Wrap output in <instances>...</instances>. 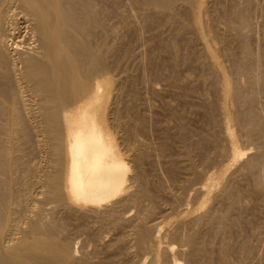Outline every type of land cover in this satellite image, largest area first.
<instances>
[{
    "label": "rangeland",
    "instance_id": "374dc122",
    "mask_svg": "<svg viewBox=\"0 0 264 264\" xmlns=\"http://www.w3.org/2000/svg\"><path fill=\"white\" fill-rule=\"evenodd\" d=\"M103 1H104V3H102ZM113 1L112 0H110V1L109 0H102V1L95 0V2H94L92 0L90 2V5H89V3L87 4L90 6V10L92 12L94 10H96V11L98 10V12H99L102 10V8H104V7L108 8L109 7L108 13L105 15V18L102 19V21H101V23L102 22L103 23L106 22V23L101 24L98 21L93 22L91 20L92 24L91 23L89 24L90 25L89 26L90 27V29H89L90 34L88 33L87 36L89 35L88 39H90V37L92 39H94V44H93V40H92V50L93 51H100V50L104 49V51H100V52H104V53L107 52L106 54H108V55H106V60H107L106 62L108 63V68H107L108 70L107 69L105 70L103 68L102 69L98 68L99 70L95 71L96 79H102V77H104L105 74L108 77L107 81H105V83H104L105 85L102 87L103 88L102 90L105 91L104 92L105 96H103L104 98H103V100H101L100 116H101V119L102 118L104 119V120L102 119V122L106 124L105 128L108 130V132H110V134H112V136L114 135L113 137L115 139L117 147H118L119 151L121 152L122 156L124 157V159L129 163L130 169H129V175H128V181H127L128 185L126 184L127 186H125L126 190L124 189V191H123L124 193L122 192L121 193L122 195H119L118 196L119 198L117 197L118 200L112 199V201H109L108 204L106 203L103 206H101L99 209H96V211L95 210L92 211L89 206H86L84 204H77L74 202L73 203L69 202L68 198H66L67 201H66V199L64 200V203L66 204L65 205L63 202L59 201L61 203L60 204L57 200L54 201V199L52 200V198H50V196L48 197V195H49L48 190L49 189H47V188H49V187L47 185H45V182H43V179L45 177L44 175H46L48 173L55 172L54 170L56 169V167H55L56 164H54L55 163V156L53 154L52 138H51V135L48 134L49 131L47 130V128L45 127V124H44L45 120L41 116L42 111H41V107H40V105H41L40 100L42 101V99H40V98H42L41 97L42 95L39 94V96H38V94L34 92V88H32L30 84L23 85L25 83L22 81H21L22 82V84H21L20 81L17 80V78H16L17 76L15 75V72L12 69V63L16 64L17 68H19L22 64L18 58L19 53H17V52H23V53L27 52V51L30 52L31 51L30 48L31 47L33 48V47H35V45H38L39 41H38L37 34L34 32L33 24H32V22L30 23V18L26 14L27 12L17 2L13 1V4L11 5V7L9 9L10 12L8 11L7 18H6V20H4L5 26L6 25L7 26L6 27L4 26V29H5L4 33L5 34H3L4 35L3 37H5V38H3V39H5L4 43L7 44V45H5V47H6V54H8L7 55V61L8 62L6 61L8 66H6L5 68L3 66H0V78H2L0 80V82H1L0 84L2 85V86H0V92L2 95H0V96H1V98L4 99V100H2V102H5L6 104L2 103L1 99H0V105H1V103L3 106L5 105L3 108V109H5V110H3L4 113L7 111L6 105H10L12 107L14 106L13 108L15 109L14 110V112H16L15 114H18V112H19L18 121L22 119V122L19 121V123H20L19 126H21V127L16 125L17 128L19 127L18 128L19 130L21 128V131H19V134H18L19 135V137H18V140H19L18 147L19 148L16 152L17 154H19V155L16 154L17 156H19L17 158H20V159H18L19 161L17 160V162H16L18 164V166L15 164L14 168L16 169V174L18 176H20L22 182L26 176L27 179L29 178V180H28V181H30L29 185L34 184V185H32L34 187L32 188V186L30 185L31 187H30L29 191L32 190L30 192V194H28L29 191H28V193L25 192L27 194H25L24 191H21L23 188L19 189V192L22 193L21 195H19V197H21V198H19L21 203H18L19 200H17L18 204L15 203L16 207L15 206L14 207L16 208L15 209L16 213H18V211H19L18 214L21 215V217H20L21 219L19 218L20 215H16L18 218H16L15 222H17L16 225L18 224V227L16 225H14L15 223L13 222L12 231H11V229H7V227L5 229H3L5 231L7 229L6 233L4 234L3 239L9 241L11 238H13V240H15L14 243L17 242V239L20 240L26 236H28V238L31 239V237L35 236L34 234H36V232L32 230L33 229L32 226L33 225L37 226V224H38L37 228L39 230H41L43 233L45 232L44 235H46L48 238H49V236H50V239H51V237H52V239L58 238V239L62 240V242L67 241L69 244H71L72 247L75 249V253H76L75 257H77L78 259L80 258L82 260V263H84V264H99V263L100 264H106V263L118 264V262H117L118 260H119V262H125L126 260H128L126 262H129L132 260L133 262H135V264H151L150 260H148V256H147V258H145L147 253L143 252L140 248H139V250H137L138 246L136 244V240H135L136 238H134L136 236L135 232H137L136 230L139 227L140 220L142 221V219L145 215L144 212L145 211L147 212L150 207H156L155 209L150 208V210L155 211V212H152L150 217L149 216H148V218L146 217L147 219H145V217H144V219L148 221L146 223L150 224V226H154L153 228H155V226H157V228L160 227L163 224L159 225V223H161L165 220L166 221H170V219L172 220L173 224L170 226L173 227V229L165 226V227H163L164 228L163 233H164L168 230V228H169L168 232H170L171 230H174V228L178 224H177V222H173V220L176 221L177 220L176 216L178 215V213L179 212L181 213V211L183 212L184 209H187L183 213L187 212L188 210L193 212V213H191L190 211H188V213L190 212L192 215L190 213L187 214L186 215L187 219L188 218L192 219L195 217H199V219H200L199 220L198 218H196V219H194V221L198 220L197 223L193 222L194 225H196L195 229L198 227L197 230L206 229V228H208V226H209V228H211L210 227L211 222L209 224V221L213 220L217 223L218 228L216 227V225H213V227L217 228V229L216 228H213V229L214 230L216 229V231H215L216 234L220 233V231H221V233L218 235H216L214 233L215 234L214 236H216L215 237L216 239H214V238L213 239L215 240L216 244H214L213 247L216 248V247H219L222 244H226V243L233 246L235 249H233L234 251L231 254L232 256L231 255L229 256V260H230L229 262L230 263L236 262L235 264H250V263L251 264H261V263L264 264V260H263L264 259V254H263V252H264V250H263L264 249V196H263L264 192H262V191H264V182H262L263 177H264L263 176L264 166L263 167L259 166V169H258L259 173H257V174H259L258 177H260L261 176L260 173L262 172L261 173L262 176L260 177V179L258 178V180H257V178H254L252 176V173H253L252 170L250 168H247V166H245L246 161H248L252 156L254 157V155L255 156L259 155V153L261 151L264 152V133L262 132L263 135L261 134V131L264 130L263 129L264 127L262 128V130L260 132L259 131H257L256 133L254 132L255 134L253 133L252 136H249V135L245 134L246 130L244 129L243 126H241V123L237 119V114L242 115V116H246L247 111H248L247 108L249 107V101L248 100H250L253 96L254 97L260 96L259 99L256 98L257 101L255 100V104L254 103L253 104H254V108L256 109V112L258 113L260 120H262V122L264 124V99H263L264 98V92L262 90V88H264V72H263L264 71V69H263V67H264V61H263L264 60V0H197V1L195 0L197 2V3L195 2L196 5L194 4L193 0H172L169 3L170 5H168L167 7H161L158 5H148V4L146 5L143 2V0H115V3H112ZM242 1H243V4H242ZM84 2L85 1L83 0V3ZM237 4H239V5H237ZM232 7H235L234 8L235 10ZM236 7L240 8L245 16H246V14H247V16H249L251 14L250 17L246 16V18L248 19L246 22L247 24H244V22H240L238 20V18H237V10L238 9ZM242 7H243V10H242ZM19 8H22V9H19ZM80 10H79V12H80ZM84 12H86V11H84ZM81 13H83V12H81ZM180 13L182 14V16ZM84 15H86V14H84ZM155 15H157V16H155ZM177 17H179V18H177ZM191 17H193V18H191ZM189 19L190 20L192 19L191 21L196 19L197 22L193 21V23H192L191 21H189ZM203 20H204V22H203ZM184 22H185V24H184ZM188 23H189V25H188ZM194 23L200 24V25H198L199 27L197 25H195ZM183 24H184V26H183ZM193 26H195V27H193ZM245 26L248 27L247 28L248 30L245 28ZM106 27L108 28V31H107ZM103 28H105V30L107 31L106 34H103V32H102L104 39L106 38L107 35H108L107 37H109V38H106L107 40L105 39L104 41L106 42L108 40L109 41L111 40L110 42L108 41V43H105L103 40H102V42L100 41V39L103 38L102 34H100L101 31L103 30ZM190 28H192L193 30ZM195 28H196V30H194ZM199 28H201L200 31H199ZM207 29H208V31H207ZM180 30H181V33H180ZM244 30H246V33L243 32ZM201 31H204V32L206 31L207 33L206 32L204 33ZM240 31H242L243 33ZM199 32H201V34L202 33L203 34L202 35L200 34V36H199ZM214 34H215V37H214ZM237 34L239 35V38H238ZM240 34H241V36H240ZM193 35H194V38H193L194 42L192 43L189 41V39L191 38V36L193 37ZM246 36H247V39H246ZM35 39H36V41H34ZM239 41H241V42H239ZM205 42H208V43H205ZM202 43H204V44H202ZM248 43H249V45H248ZM213 47L215 49H213ZM246 47L248 49H251L250 52H248L249 50ZM14 49H15V51H14ZM227 49H229V50H227ZM202 51H204V52H202ZM222 51H223V54H222ZM233 51L235 54L233 53ZM243 51H245V52H243ZM16 53H17V55H15ZM170 53H172V54H170ZM249 53H251V54H249ZM252 53L253 54L255 53L256 55L255 54L252 55ZM230 54H231V56H230ZM207 55L209 56V58ZM211 55H213V57L215 56L216 60H212L214 58H212ZM258 55H259V57H258ZM210 56H211V59H210ZM234 56H236V58L239 57V59H241L243 62L248 61V57L251 56L252 58L249 57V59L251 58L252 62L255 61L254 63H252L254 65H252L251 67L249 66L250 68L248 67L246 69V71L248 70L247 72L244 71L245 68L242 70L236 71L231 64L232 59L235 58ZM245 56H248V57H246V59H244ZM253 56L257 59L259 58V60H256ZM93 58L94 57H92V59ZM205 58H208L207 61ZM209 60L210 61L212 60L213 63L210 62ZM208 61H209V63H208ZM257 62L258 63L260 62L261 64L260 63L258 64ZM210 63H212L214 65H212ZM255 63L259 66H256ZM94 64H95V62L93 63V65ZM230 64H231V66H230ZM210 65H211V67H210ZM224 65H226V66H224ZM260 65L263 67L261 68ZM211 68H213L214 71ZM254 68H256V69H254ZM5 69H6V71L10 70L7 72V74L9 73L8 75L6 73L4 74V72H6V71H4ZM100 69L102 70V74L98 75L99 73H101ZM232 70H233V72H232ZM261 70H262V72H260ZM103 71H104V74H103ZM106 71H107V73H106ZM218 71H220L219 75L222 77V82H221V77L218 75V73H216ZM1 72L3 73V75ZM231 73H234L235 76H232L233 74H231ZM6 75H7V77H6ZM102 75H104V76H102ZM4 77H5V79L8 78L7 80H9L10 84L8 82L6 84H4L5 86L2 84V82L5 83ZM233 78H235V79H233ZM260 78H262L261 81H259ZM217 79H218V81H217ZM236 79L238 80V84H235V83H237ZM227 80L228 81L231 80V81L228 82ZM219 81L221 82L222 85L220 84ZM8 84H9V86H8ZM20 84H21V87H19ZM6 85H7V87H6ZM16 85H18V86L16 87ZM230 85H231V87H227ZM235 85L240 86L239 88L242 89V91H243V94H242L243 96L240 99V101H239V99L234 97L235 96V94H234L235 89L233 87ZM22 86H24L25 88L27 87V88L26 89L22 88ZM213 86L216 90L213 88ZM221 86H223L225 88H223ZM1 87L4 88L5 92L7 90V93H4V91L2 90L3 88L1 89ZM28 88L30 89L29 91H27ZM210 88H212V89H210ZM220 88H221V90L223 88L224 92H222L220 90ZM228 88H231L230 89V96H228L229 94H226L229 91ZM253 88H254V90H253ZM213 89L215 90V93L217 92L216 94H214ZM258 90H260V91L262 90V92L260 93V91H258ZM30 91L32 92V94H29ZM26 93L30 97H28V96L26 97V95H25ZM221 93L225 94L227 97L224 96V98H222L223 95ZM257 93H259V94H257ZM219 94H220V96H219ZM33 97H35V99H39V102H38V100H35V99H34V101H31L32 100L31 98H33ZM38 97H40V98H38ZM217 97H218V99H217ZM228 97H229V99L234 97L236 101H234V98H232L233 101L229 100V101L225 102L226 101L225 99H227ZM22 98H24V99L22 100ZM243 98H244V100H243ZM8 99H9V101H7ZM221 99H224V100H222L224 102H221ZM25 100L27 101V103L28 102L30 103V104H27V105H29L28 107H30V108H28L29 112H27L26 109L22 110V109H24L23 107H24V101ZM217 100H218V102H217ZM219 100H220V103H219ZM243 101H246V102L242 103ZM235 102L237 103V105ZM31 103H33L35 107ZM213 103H215V104H213ZM225 103H229V104H225ZM36 104H38V105H36ZM218 104H219V106H218ZM221 104H225V105L223 106ZM31 105H32V108H37V107L38 108L34 109L35 110L34 111L31 108ZM220 105L222 108L223 107L225 108L226 105H227L226 108H229L228 109L229 111H227V115L231 116V117H229V128L231 130V133L237 134L235 136L239 137V139H238V137L236 138L232 134V139H233L232 141L233 142L229 138H227V136L224 132V124H225L224 121L226 120V117H227V115L225 114V111L227 109L225 108L226 109L225 110L223 108L222 112H221ZM231 105H232V107H231ZM20 106H23V107H20ZM236 106H237V108H236ZM17 108L19 109V111L16 110ZM211 108L213 111L210 110ZM230 108H232V109H230ZM233 108L237 109V110L235 111ZM30 109H31V112H30ZM215 109H216V111H215ZM240 109H242V110L240 111ZM232 110L234 111V113L232 112ZM3 111H2V109L0 110V116L3 117V120H5V121H2V118H1L0 124L3 123L2 125H5L8 122L7 120H8L9 115L7 114L8 111L5 114L3 113ZM37 111H38V113H37ZM210 111H212V114L215 115V117L212 116ZM25 112H27L29 114L35 113V115H32V114L27 115V113H25ZM39 112L41 114H39ZM219 112H221L222 114L224 112L223 116H221V113L219 114ZM237 112H239V113H237ZM241 112H242V114H241ZM216 115H217V117H216ZM19 116H20V118H19ZM23 116H26L27 119L25 117L23 118ZM219 116H220V118H219ZM260 116H262V117H260ZM209 119L210 120L212 119L211 122H209ZM221 119L224 121L222 122ZM230 120H231V122H230ZM235 120L238 121V124L236 123ZM22 123H23V125H22ZM214 125H215V127H213ZM218 125H219V127H218ZM231 126L233 127V129H231ZM22 127H23V129H22ZM42 127H43V130H42ZM45 129H46V131H45ZM220 129H223V130L220 131ZM238 129H239V131L240 130L241 131L239 132ZM232 130H234L235 132H232ZM134 131L136 132V134L134 133ZM203 131H204V133H203ZM4 132L5 131L2 128V133H4ZM240 133H241V136L239 135ZM127 134L129 137L131 136L130 138L127 136L128 139L126 137ZM222 134H223V136H222ZM213 135H215V136H213ZM257 135H258V137H256ZM200 137L205 141H203ZM215 137L221 138L219 140H221L222 142L217 140ZM131 138L133 141L131 140ZM129 140H130V143H129ZM134 140H136L135 141L136 143H133L134 144L133 145L132 142H134ZM236 140H239V143L240 142L241 143L238 145V141L236 142ZM217 141L219 144L216 143V145L214 146L213 145V144H215L214 142H217ZM20 142H21V146H20ZM211 142H212V144H211ZM136 144H138V145L136 146ZM222 144H224V146ZM49 145L51 146V148L49 147ZM199 145H201V146H199ZM230 145H231V147H230ZM220 146L224 147V148L227 147V149L223 150V148H221ZM232 146H235L236 148L242 147L241 152H243V151L247 152L248 155H245V156L248 158L246 159L245 156H242V157H244V159L241 157L240 160H238L240 163H238V161H236V162L232 161L231 162L232 156H230L229 154H232V153H230L231 152L230 148H232ZM137 148H139V150H137ZM213 148L216 150H214ZM19 149H21V151ZM140 149L144 152H141ZM229 149H230V151H229ZM205 150H206V152H204ZM219 152H220V154H219ZM224 152H225V155L223 154ZM252 152H253V154H252ZM263 152H262V154H264ZM214 153H216V155ZM139 154H142L145 157H143L142 155H139ZM206 154L208 156H206ZM226 154H228L229 159H228ZM52 155H53V157H52ZM213 155H215V156H213ZM22 157H23V159H22ZM204 157H206V158H204ZM225 157L227 159H225ZM205 159H207L208 161L207 160L205 161ZM228 160H230V161H228ZM243 160H244V162H243ZM222 162H223V164H222ZM229 162H231L230 166L227 167L226 164H228ZM234 162H235V164L236 163H238V164L234 165L233 164ZM138 163H139V165H138ZM242 163H244V166ZM28 165H29V169H31V167H32L31 170L28 169L29 174L31 175L30 177H27L26 174L24 175V173H22V170L28 168ZM135 165H137V166H135ZM220 165L223 168L226 166L227 169L226 168L219 169ZM238 165H239V167H238ZM245 167L249 171L250 170L251 171L250 172L247 171V169ZM260 168H261V170H260ZM216 169H219V171L221 170L222 172L221 171L219 172ZM239 169H241V170H239ZM223 170H225L226 172ZM31 171L34 172L33 173L34 175L32 174ZM215 171H217V173L218 172L220 173V174H218V175H220V179L223 175L224 176L222 177L223 179L220 181L219 186L217 185L218 187H216L219 191L217 189H215L214 190L215 192H213V194H212V195H214L215 199H213V196L211 197L210 195H208L209 200L207 201V199H208L207 196H205V193H203L201 190H199V187L206 181L208 175H210L211 173L215 174L216 173ZM198 172L199 173L201 172V173L199 174ZM194 173H198L197 176H194ZM221 173H223V174L221 175ZM247 174L251 178L253 177L254 180L251 179ZM35 175H38V176H35ZM40 175L42 177H40ZM32 177H34V178L37 177V178L34 179ZM244 177H245V179L243 180ZM26 178H25V181H27ZM218 178H219V176H218ZM225 178L227 179L229 184L232 182L231 183L232 185H236V187L239 186L238 188H240V190L242 192L241 193L242 196L240 198H242V199H241V201H239V204L237 206L241 207L242 210L239 209V211L234 210L232 212H228V213L226 212L227 208H225V207H227L228 204L222 198L223 194L219 193V192H223V190H221V188L225 185V183L227 184V181ZM232 178H233V180H232ZM32 179H34V180H32ZM39 180L42 181L43 183L42 182L38 183V182H40ZM230 180H232V181H230ZM255 180H257L258 183H253V182H255ZM199 181L201 182V184ZM181 183H183V185ZM223 183H224V185H222ZM259 183L261 186L259 185ZM136 184H137V186H135ZM140 184L142 187L140 186ZM241 185H242V187H241ZM258 185H259V188H258ZM245 186H247V188ZM143 188H145V189H143ZM148 188H150V189H148ZM158 188L160 189V191H162V190L163 191L160 192ZM251 188H254V189H251ZM147 191H150L149 193H151V195L153 192H155L154 196H153V197L156 196L154 198V201L149 199L150 196L146 195ZM216 191H218V192H216ZM255 191H256V195L254 193ZM201 193H203V194H201ZM245 193L247 195H245ZM25 195H27L28 198ZM187 195H189V196H187ZM136 196L138 198V202L136 201L134 204V201H132V199H133V197H136ZM245 196L247 198H244ZM127 197H129V199ZM146 197H147V199H146ZM210 197H211V200H210ZM25 198H26V200H25ZM29 199H30V201H29ZM31 199H33V200H31ZM120 199L123 201V203L119 202ZM115 200L118 203H120V205L117 204V202ZM124 200H126V201L124 202ZM185 200H187V201H185ZM192 200H193V203L189 202ZM201 200L204 203H202ZM243 200H244V202H242ZM36 201H38V202H36ZM179 201L182 202V203H180L181 205H179ZM250 201H252V203ZM54 202H55V204H54ZM152 202H155V203H152ZM185 202H187V203H185ZM199 202H201L203 205L205 204L206 206H204V208H203V205H201ZM221 202H223V203H221ZM115 203L117 205H115ZM241 203L244 205H242ZM70 204H72V205H70ZM112 205H114V207L118 206L117 208L119 211L115 212V213L116 214L119 213L120 215L118 214L119 215L118 216L114 212H111V213L112 214L114 213L113 215L118 216V218L121 217L120 218L122 220L121 224H120L121 220L118 219L119 220L118 221L115 219L117 217L114 216L115 218H113V216H110L111 215L110 209H112V207H113ZM70 206L73 207L74 211H76L77 213L73 212L72 208L70 209ZM67 207H68V209H67ZM200 207L203 209H201ZM243 207H245V208H243ZM175 208H176V210H175L176 212L173 210ZM178 208L180 211L178 210ZM182 208H183V210H182ZM199 208L201 210H204V209L205 210L201 211ZM18 209H20V210H18ZM68 210L70 212H68ZM21 211H23V214ZM194 211H195V213H194ZM197 211H199V212L197 213ZM240 211L241 212L243 211V212L241 213ZM239 212H240L241 216H240ZM71 213H73V214H71ZM175 213H177V214L175 215ZM196 213L198 214V216ZM39 214H40V216H39ZM65 214L67 217L65 216ZM76 214L77 215L83 214L82 220H81V218L75 219L76 217L74 215H76ZM84 214H87V216L85 217ZM201 214H203V215H201ZM210 214L212 215L211 218L208 217V215L210 216ZM219 214H221V216ZM244 214H246L247 216ZM23 215H24V217H23ZM102 215H104V216H102ZM188 215H190V217ZM95 216H97V217H95ZM141 216H142V219H141ZM204 216H205V219H204ZM174 217H176V219ZM222 217H225L226 223L221 224V227H220L219 221H223ZM242 217H244V218L246 217V218L243 220ZM35 218H36V220H35ZM17 219H18V221H17ZM230 219L232 221H234V223ZM93 220H94V222H93ZM113 220L117 221L116 224L119 222L121 227L118 224L116 226ZM241 220H242V223H241ZM158 221H159V223H158ZM228 221L232 222L233 225H231V223H229ZM215 222L213 224H216ZM20 223H22V224H20ZM31 223H32V226H31ZM64 223H66V224H64ZM133 223H135V224H133ZM198 223H199V226H198ZM206 223H208V225ZM250 223L252 225H250ZM141 224H142V222L140 223V225ZM225 224H227V226H225ZM203 225H205V226H203ZM235 226H236V228H235ZM250 226H252V227H250ZM253 226H254V228H253ZM23 227H24V229H23ZM204 227H206V228H204ZM14 228L16 231L13 230ZM251 228H253V229H251ZM223 229L224 230L227 229V232L225 233ZM238 230H240V231L238 232ZM241 230H244V232L243 231L241 232ZM249 230L251 231V233H249L250 232ZM10 231L13 233L11 234ZM228 231H230V232H228ZM14 232H16V233H14ZM245 232H247L249 234L247 237H249L248 243H251V244H249V246L252 248L251 256L245 255L244 253H241V251L239 249V245L241 242L240 243H238V242L243 241V240H241V238L242 239L244 238V236H242V235H245ZM7 233H10L9 236ZM23 234H24V237H23ZM221 234L222 235L224 234L225 236L224 235L222 236ZM237 234H239V235H237ZM52 235L55 237L53 238ZM131 235L133 238L131 237ZM10 236H11V238H10ZM121 236L124 237V240L120 239ZM234 236H235V238H234ZM167 237L162 238V245H164V243H165L163 241L170 240V237L169 236H167ZM221 237H222V239H221ZM179 239H180V237H179ZM238 239H240V240H238ZM90 240H91V242H90ZM121 240H122V243H120ZM180 240H182V238ZM205 241L204 242L201 241L203 247L208 246L207 244L209 242L207 240H205ZM219 241H221V242L223 241V242L221 243ZM177 242H179V241L177 240ZM177 242L175 241V244ZM233 242L235 244H233ZM110 243H112L113 245ZM176 245H179V243ZM208 247H210V246H208ZM123 249H126V250H123ZM128 250H130L131 252ZM135 250H137V252L140 251L139 254L141 255V257L140 256L136 257V255L138 253L136 254ZM125 251H126V253H128V252L129 253L126 255ZM236 251L238 253H236ZM201 252H202V255H201ZM201 252L199 254H197V257H198L197 258V264L199 262H200V264H202L201 256L203 259V257H204L203 254H205V252L204 251H201ZM130 253H132V254H130ZM233 253H234V255H233ZM254 254H255V256H254ZM119 257H122L124 260L123 259L120 260ZM135 258L137 259V261ZM138 258L140 260L139 262H138ZM144 258L147 260H145ZM233 258H235V259H233ZM251 258H252V260H251ZM132 261L129 263H133ZM141 261H142V263H141ZM181 261H182V259H181ZM247 261H248V263H247ZM182 262H183V264H186L184 261H182Z\"/></svg>",
    "mask_w": 264,
    "mask_h": 264
},
{
    "label": "bare ground",
    "instance_id": "6f19581e",
    "mask_svg": "<svg viewBox=\"0 0 264 264\" xmlns=\"http://www.w3.org/2000/svg\"><path fill=\"white\" fill-rule=\"evenodd\" d=\"M13 1L17 2L26 12V14L28 15V17L30 18V23L32 22L33 24V29L34 32L37 34L38 37V45H35V47H31L30 48V52H17L19 53L18 58L20 60V62L22 63L21 66L19 68H17L16 64L12 63V69L15 72V75L17 76V80L20 81V83L22 84V82H24L25 84L23 85H27L30 84L32 88H34V92L40 95H42L38 98L42 99L41 102V111L42 114L39 112V114H41V116L43 117V119L45 120V127L47 128V130L49 131L48 134L51 135L52 138V143H53V154L55 156V163L56 164V169L54 170L55 172L53 173H48L46 175H44V179L43 182H45V185H47L49 188V195L50 198H52V200L54 199V201H60L64 203V200L66 198H68L69 202H74L77 204H84L86 206H89L90 209L92 211H96V209H99L101 206H103L104 204H108L109 201H112V199H117V197L119 195H122L121 193L124 191V189L126 190L125 186H127L128 184V175H129V163L124 159V157L122 156L121 152L119 151L117 144L115 142L114 139V135L112 136V134H110V132H108V130L105 128V123L102 122L101 116H100V111H101V100H103V96H105L104 92L102 89V87L105 85V81H107L108 77L104 75V77H102V79H96L95 77V71L99 70L98 68H103V69H107L108 68V63L106 62V53L104 52H100V51H104L100 50V51H93L92 50V40H93V44H94V39H92L90 37V39H88L89 35L87 36V34H90V23L91 20L93 22H99L101 23L102 19L105 18V15L108 13V8L104 7L102 8L101 11L98 12V10H94L93 12L90 10V2L92 0H84L85 2L83 3V0H0V66H3L4 68L7 65L6 61H7V55L6 54V47L4 43L3 37L5 34L4 31V20H6L7 15H8V11L11 7V5L13 4ZM95 2V0H93ZM102 1V0H100ZM110 1V0H109ZM113 1V0H112ZM172 0H143V2L147 5H158L161 7H167L168 5H170L169 3ZM197 1V0H196ZM195 0H193L194 4L196 2ZM98 2V1H97ZM138 2V1H137ZM189 2V1H188ZM215 2V1H214ZM219 2V1H218ZM259 2V1H258ZM89 3V5H87ZM104 3V1L102 2ZM115 3V0L112 2ZM197 3V2H196ZM227 3V2H226ZM230 3V2H229ZM99 4V3H98ZM131 4V3H130ZM193 4V3H192ZM243 4V1H242ZM17 5V4H16ZM18 5V6H19ZM196 5V4H195ZM220 5V4H219ZM235 5V4H234ZM239 5V4H237ZM206 6V5H205ZM96 7V6H95ZM115 7V6H114ZM133 7V6H132ZM217 7V6H216ZM238 7V6H237ZM236 7V8H237ZM19 8V9H22ZM139 8V7H138ZM150 8V7H149ZM160 8V7H159ZM233 9L235 7H232ZM253 8V7H252ZM12 9V8H11ZM82 11H81V10ZM168 9V8H167ZM237 18L240 22H244V24H247V14L246 16L244 15V13L241 11L240 8H237ZM80 10V12H79ZM227 10V9H226ZM235 10V9H234ZM243 10V7H242ZM260 10V9H259ZM12 11V10H11ZM20 11V10H19ZM86 11V12H84ZM127 11V10H126ZM10 12V11H9ZM83 12V13H81ZM92 12V13H91ZM247 12V11H246ZM248 13V12H247ZM256 13V12H255ZM254 13V14H255ZM83 14V15H82ZM86 14V15H84ZM138 14V13H137ZM181 14V13H180ZM186 14V13H185ZM184 14V15H185ZM183 15V16H184ZM211 15V14H210ZM251 15V14H250ZM247 16V17H250ZM92 16V17H91ZM120 16V15H119ZM157 16V15H155ZM180 16V15H179ZM182 16V14H181ZM27 17V18H28ZM189 17V16H188ZM214 17V16H213ZM252 17V16H251ZM92 18V19H91ZM167 18V17H166ZM179 18V17H177ZM185 18V17H184ZM183 18V19H184ZM193 18V17H191ZM186 19V18H185ZM184 19V20H185ZM251 19V18H250ZM192 20V19H191ZM189 19V21H191ZM236 20V19H235ZM104 21V20H103ZM107 21V20H106ZM126 21V20H125ZM156 21V20H155ZM186 21V20H185ZM193 21H196L193 20ZM193 21H191L193 23ZM214 21V20H213ZM8 22V21H7ZM197 22V21H196ZM204 22V20H203ZM218 22V21H217ZM226 22V21H225ZM237 22V21H236ZM98 23V24H99ZM103 23V22H102ZM101 23V24H102ZM106 23V22H104ZM103 23V24H104ZM108 23V22H107ZM232 23V22H231ZM92 24V23H91ZM185 24V22H184ZM183 24V26H184ZM195 25H200V24H196ZM233 24V23H232ZM189 25V23H188ZM7 26V25H6ZM5 26V27H6ZM30 26V25H29ZM104 26V25H103ZM106 26V25H105ZM182 26V27H183ZM94 27V26H93ZM102 27V26H101ZM180 27V26H179ZM190 27V26H189ZM188 27V28H189ZM195 27V26H193ZM199 27V26H198ZM197 27V28H198ZM250 27V26H249ZM253 27V26H252ZM110 28V27H109ZM178 28V27H177ZM237 28V27H236ZM244 28V27H243ZM245 28L247 29L248 27L245 26ZM9 29V28H8ZM107 31L108 28L106 27ZM192 29V28H190ZM240 29V28H239ZM250 29V28H249ZM255 29V28H254ZM102 30V29H101ZM179 30V29H178ZM186 30V29H185ZM193 30V29H192ZM196 30V28L194 29ZM198 30V29H197ZM201 30V28H199V31ZM203 30V29H202ZM248 30V29H247ZM100 31V30H99ZM105 30V28H103V30L101 31L100 34H106L107 32ZM174 31V30H173ZM208 31V29H207ZM8 32V31H7ZM183 32V31H182ZM204 32V31H201ZM201 32H199V36L201 34ZM206 32V31H205ZM204 32V33H205ZM242 32V31H240ZM243 32L246 33V30H244ZM242 32V33H243ZM250 32V31H249ZM179 33V32H178ZM181 33V30H180ZM179 33V34H180ZM195 33V32H194ZM198 33V32H197ZM207 33V32H206ZM7 34V33H6ZM102 34V36H103ZM183 34V33H182ZM203 34V33H202ZM201 34V35H202ZM239 34V33H238ZM237 34V35H238ZM259 34V33H258ZM261 34V33H260ZM110 35V34H109ZM184 35V34H183ZM182 35V36H183ZM192 35V34H191ZM198 35V34H197ZM196 35V36H197ZM247 35V34H246ZM94 36V35H93ZM108 36V35H107ZM106 38H109L107 37ZM181 36V37H182ZM241 36V34H240ZM250 36V35H249ZM198 37V36H197ZM215 37V34H214ZM7 38V37H6ZM105 38V39H106ZM133 38V37H132ZM184 38V37H183ZM194 35L193 37L191 36V38L189 39L190 42H194ZM234 38V37H233ZM239 38V35H238ZM104 36L102 39H100V41L102 42V40L104 41ZM181 39V38H180ZM197 39V38H196ZM213 39V38H212ZM223 39V38H222ZM247 39V36H246ZM13 40V39H12ZM107 40V39H106ZM205 40V39H204ZM209 40V39H208ZM211 40V39H210ZM36 41V39L34 40ZM99 41V40H98ZM109 41V40H108ZM108 41H104L105 43H108ZM111 41V40H110ZM109 41V42H110ZM122 41V40H121ZM182 41V40H181ZM206 41V40H205ZM242 41V40H241ZM239 41V42H241ZM248 41V40H247ZM261 41V40H260ZM259 41V42H260ZM103 42V43H104ZM183 42V41H182ZM235 42V41H234ZM252 42V41H251ZM7 43V42H6ZM208 43V42H205ZM246 43V42H245ZM32 44V43H31ZM96 44V43H95ZM125 44V43H124ZM204 44V43H202ZM231 44V43H230ZM29 45V44H28ZM101 45V44H100ZM107 45V44H106ZM120 45V44H119ZM226 45V44H225ZM229 45V44H228ZM241 45V44H240ZM244 45V44H243ZM247 45V44H246ZM249 45V43H248ZM247 45V46H248ZM181 46V45H180ZM100 47V46H99ZM108 47V46H107ZM164 47V46H163ZM174 47V46H173ZM20 48V47H19ZM25 48V47H24ZM29 48V47H28ZM110 48V47H109ZM181 48V47H180ZM247 48V47H246ZM252 48V47H251ZM10 49V48H9ZM26 49V48H25ZM102 49V48H101ZM172 49V48H171ZM213 49H215L213 47ZM245 49V48H244ZM248 49V48H247ZM27 50V49H26ZM173 50V49H172ZM177 50V49H176ZM221 50V49H220ZM229 50V49H227ZM233 50V49H232ZM250 52L251 49H248ZM262 50V49H261ZM15 51V49H14ZM19 51V50H18ZM108 51V50H107ZM205 51V50H204ZM202 51V52H204ZM219 51V50H218ZM231 51V50H230ZM211 52V51H210ZM221 52V51H220ZM245 52V51H243ZM247 52V51H246ZM253 52V51H252ZM263 52V51H262ZM17 53L15 55H17ZM27 53V54H26ZM173 53V52H172ZM170 53V54H172ZM229 53V52H228ZM227 53V54H228ZM234 53V51H233ZM239 53V52H238ZM258 53V52H257ZM223 54V51H222ZM226 54V53H225ZM232 54V53H231ZM230 54V56H231ZM235 54V53H234ZM248 54V53H247ZM251 54V53H249ZM255 54V53H254ZM252 53V55H254ZM215 55V54H214ZM256 55V54H255ZM208 56V55H207ZM212 60H216L215 56L213 57V55H211ZM210 56V59H211ZM92 57H94L92 59ZM218 57V56H217ZM235 58L232 59L231 64L233 66V68L238 71V70H242L244 69V71H246V69L254 64V62H252L251 57L249 59L248 56H245L244 59H246V57H248V61L243 62L241 59L236 58V56H234ZM254 57V56H253ZM259 57V55H258ZM17 58V59H18ZM108 58V57H107ZM209 58V56H208ZM208 58H205L206 61ZM255 58V57H254ZM203 59V58H202ZM256 60H259V58H255ZM212 60L210 62H212ZM15 61V60H14ZM176 61V60H175ZM205 61V60H204ZM208 61V63H209ZM229 61V62H230ZM261 61V60H260ZM264 61V60H263ZM8 62V61H7ZM95 62V64L93 65V63ZM171 62V61H170ZM178 62V61H177ZM198 62V61H197ZM228 62V61H227ZM262 62V61H261ZM176 63V62H175ZM196 63V62H195ZM213 63V62H212ZM210 63V64H212ZM215 63V62H214ZM219 63V62H218ZM225 63V62H224ZM258 63V62H257ZM260 63V62H259ZM258 63V64H259ZM89 64V65H88ZM110 64V63H109ZM230 64V66H231ZM256 64V63H255ZM261 64V63H260ZM19 65V64H18ZM214 65V64H212ZM217 65V64H216ZM110 66V65H109ZM226 66V65H224ZM256 66H259L256 64ZM119 67V66H118ZM211 67V65H210ZM213 67V66H212ZM222 67V66H221ZM249 67V68H250ZM260 67L262 68L263 66L260 65ZM232 68V69H233ZM100 69V70H101ZM111 69V68H110ZM213 70V68H211ZM221 69V68H220ZM233 69V70H234ZM252 69V68H251ZM256 69V68H254ZM264 69V67H263ZM108 70V69H107ZM169 70V69H168ZM232 70V72H233ZM6 71V69L4 70ZM10 71V70H8ZM4 72V74L7 72ZM214 71V70H213ZM248 71V70H247ZM246 71V72H247ZM258 71V70H257ZM100 72V71H99ZM219 72L218 73L219 75ZM230 72V71H229ZM228 72V73H229ZM235 72V71H234ZM243 72V71H242ZM262 72V70L260 71ZM264 72V71H263ZM2 73V72H1ZM107 73V71H106ZM227 73V72H226ZM249 73V72H248ZM9 74V73H8ZM7 74V75H8ZM102 74V70L101 73H99L98 75ZM104 74V71H103ZM215 74V73H214ZM232 76H235L234 73ZM236 74V73H235ZM260 74V73H259ZM3 75V73H2ZM6 75V77H7ZM217 75V74H216ZM215 75V76H216ZM237 75V74H236ZM97 76V75H96ZM220 76V75H219ZM242 76V75H241ZM221 77V76H220ZM263 77V76H262ZM101 78V77H100ZM215 78V77H214ZM232 78V77H231ZM237 78V77H236ZM239 78V77H238ZM2 78H0L1 80ZM5 79V77H4ZM3 79V80H4ZM8 78H6L4 80L5 83L2 82V84H6L7 82L9 83V80H7ZM220 79V78H219ZM235 79V78H233ZM262 78H260L259 81H261ZM2 80V81H3ZM14 80V79H13ZM237 80V79H236ZM18 81V82H19ZM22 81V82H21ZM218 81V79H217ZM228 81V80H227ZM231 81V80H229ZM228 81V82H229ZM11 82V81H10ZM220 82V81H219ZM218 82V83H219ZM221 82H222V77H221ZM220 82V84H221ZM1 83V82H0ZM212 83V82H211ZM234 83V82H233ZM255 83V82H254ZM262 83V82H261ZM10 84V83H9ZM8 84V86H9ZM21 84L19 85V87H21ZM217 84V83H216ZM238 84V80L237 83ZM258 84V83H257ZM260 84V83H259ZM15 85V84H14ZM218 85V84H217ZM222 85V84H221ZM226 85V84H225ZM229 85V84H228ZM261 85V84H260ZM0 86H2L0 84ZM5 86V85H4ZM3 86V87H4ZM18 85H16L17 87ZM236 86V85H235ZM233 87L234 90V94L237 99L242 98V94L243 91L242 89H240V86H236ZM256 86V85H255ZM1 87V89L3 88ZM7 87V85H6ZM29 87V86H28ZM122 87V86H121ZM223 87V86H221ZM227 87H231L227 86ZM226 87V88H227ZM242 87V86H241ZM251 87V86H250ZM9 88V87H8ZM22 88H25L24 86H22ZM27 88V87H26ZM25 88V89H26ZM31 88V89H32ZM214 88V86H213ZM225 88V87H223ZM220 90L222 92H224L223 89ZM124 89V88H123ZM212 89V88H210ZM215 89V88H214ZM213 89V90H214ZM229 91L226 94H229L228 96H230V89L228 88ZM4 91V88L2 89ZM6 90V89H5ZM24 90V89H23ZM30 89L28 88L27 91H29ZM105 90V89H104ZM216 90V89H215ZM214 90V94L215 93ZM254 90V88H253ZM263 92H264V88H262ZM262 90H258L260 91V93L262 92ZM32 91V90H31ZM30 91L29 94H32V92ZM211 91V90H210ZM220 91V92H221ZM232 91V90H231ZM251 91V90H250ZM257 91V92H258ZM253 92V91H252ZM4 93H7L4 91ZM23 94V93H22ZM211 94V93H210ZM222 94V93H221ZM259 94V93H257ZM0 95L1 92H0ZM26 97L28 96L27 93L25 94ZM24 95V96H25ZM36 95V94H35ZM222 98H224V96H226L225 94H222ZM262 95V94H261ZM10 96V95H9ZM118 96V95H117ZM217 96V95H216ZM220 96V94H219ZM218 96V97H219ZM233 96V95H232ZM259 96V95H258ZM30 97V96H28ZM217 97V99H218ZM227 97V96H226ZM232 97V98H234ZM10 98V97H9ZM25 98V97H24ZM22 98V100L24 99ZM221 98V97H220ZM229 97L227 99H225L227 101L231 100L233 101V99ZM247 98V97H246ZM256 98H260L259 97H252L249 101V107L247 108V114L246 116H242V115H238L237 114V119L238 121L241 123V126L244 127V129L246 130L245 134L252 136L253 133L257 132V131H261L262 128L264 127V124L262 122V120H260L258 113L256 112V109L254 108V104H255V100L257 101ZM1 102L2 100H4L3 98H1ZM11 99V98H10ZM29 99V98H28ZM31 101H34L35 97L31 98ZM262 99V98H261ZM264 99V98H263ZM21 100V101H22ZM27 100V99H26ZM24 101V109L27 112H29L30 107H28L30 104L29 102L27 103V101ZM30 100V99H29ZM38 100L39 99H35ZM224 99H221V102ZM244 100V98H243ZM9 101V99L7 100ZM19 101V100H18ZM234 101L235 98H234ZM37 102V103H38ZM103 102V101H102ZM216 102V101H215ZM218 102V100H217ZM246 101H243L242 103H245ZM4 104H6L5 102H2ZM1 103V107L0 110L4 108V106ZM14 103V102H13ZM35 103V102H34ZM220 103V100H219ZM232 103V102H231ZM230 103V104H231ZM236 103V102H235ZM234 103V104H235ZM254 103V104H253ZM33 104V103H31ZM215 104V103H213ZM212 104V105H213ZM225 104H229V103H225ZM225 104H221V105H225ZM247 104V103H246ZM15 105V104H14ZM17 105V104H16ZM19 105V104H18ZM38 105V104H36ZM220 105V107H221ZM233 105V104H232ZM231 105V107H232ZM237 105V103H236ZM243 105V104H242ZM258 105V104H257ZM7 106V111H8V122L5 125H2L3 123L0 124V264H84L82 263V260L77 257H75L76 253H75V249L72 247L71 244H69L67 241L62 242V240L58 239V238H54L55 236H53L54 239H50L44 235V233L39 230L38 224L37 226L33 225L31 223V226L33 227V231L36 232V234H34L35 236L31 237V239L28 238V236L23 237L22 239L18 240L17 242H15V240H13V238H11L10 236V240H4V234L6 233L7 229H11L12 231V226H13V222L15 223L14 225H16L17 222L16 218H18L16 215H20L18 213H16L15 211V203H17V200H19V195H21L22 193L19 192L20 188H23L21 191H24L28 193V191L30 190V187L34 184H30L29 178L27 179L26 176L25 178L27 179V181H25V178L23 180V182L21 181L20 176H18L16 174V169L15 164L18 166V164L16 163L18 159L17 158L19 156V154H17V150H18V145H19V131H21L18 129L19 127V121L22 122V119L18 121V114H15L16 112H14V106H10V105H6ZM34 106V104H33ZM219 106V104H218ZM241 106V105H240ZM18 107V106H17ZM35 107V106H34ZM210 107V106H209ZM216 107V106H215ZM227 107V105L225 106V108ZM229 107V106H228ZM234 107V106H233ZM256 107V106H255ZM32 108V105H31ZM38 108V107H37ZM37 108H32L37 109ZM104 108V107H103ZM218 108V107H217ZM224 108V107H223ZM221 107V112L222 109ZM224 108V109H225ZM237 108V106H236ZM242 108V107H241ZM40 109V108H39ZM227 109V110H226ZM225 110V114L227 115V111H229V108H226ZM232 109V108H230ZM234 109V108H233ZM239 109V108H238ZM260 109V108H259ZM16 110L19 111V109L17 108ZM21 110V111H22ZM121 110V109H120ZM212 110V108L210 109ZM219 110V109H218ZM235 111L237 109H234ZM242 109H240L241 111ZM6 111V112H7ZM35 111V110H34ZM33 111V112H34ZM209 111V110H208ZM213 111V110H212ZM212 111H210V113L212 114ZM216 111V109H215ZM245 111V110H244ZM5 112V113H6ZM25 112V113H27ZM31 112V109H30ZM219 112V114L221 113ZM232 112L234 113V111L232 110ZM4 113V111H3ZM4 113V114H5ZM21 113V112H20ZM38 113V111H37ZM239 113V112H237ZM29 113H27L28 115ZM32 115H35V113H31ZM29 114V115H31ZM210 114V115H211ZM224 114V112H223ZM223 114L221 113V116H223ZM242 114V112H241ZM7 115V116H8ZM26 115V116H27ZM218 115V114H217ZM216 115V117H217ZM244 115V114H243ZM260 115V114H259ZM26 116H23V118ZM119 116V115H118ZM207 116V115H206ZM212 116L215 117V115L212 114ZM235 116V115H234ZM41 117V118H42ZM211 117V116H210ZM229 115H227L226 120H222V122L224 121V132L227 136V138H229L231 141L232 139V134L231 130L229 128ZM233 117V116H232ZM236 117V116H235ZM262 117V116H260ZM3 117L0 116V119ZM20 118V116H19ZM30 118V117H29ZM36 118V117H35ZM212 118V117H211ZM220 118V116H219ZM234 118V117H233ZM27 119V118H26ZM38 119V118H37ZM31 120V119H30ZM35 120V119H34ZM41 120V119H40ZM104 120V119H103ZM212 120V119H211ZM211 120L209 119V122H211ZM217 120V119H216ZM232 120V119H231ZM230 120V122H231ZM1 121V120H0ZM37 121V120H36ZM42 121V120H41ZM236 121V120H235ZM238 121H236V123L238 124ZM34 122V121H33ZM43 122V121H42ZM41 122V123H42ZM110 122V121H109ZM145 122V121H144ZM206 122V121H205ZM25 123V122H24ZM216 123V122H215ZM43 124V123H42ZM218 124V123H217ZM216 124V125H217ZM236 124V125H237ZM19 126L17 128V126ZM23 125V123H22ZM26 125V124H25ZM112 125V124H111ZM136 125V124H135ZM142 125V124H141ZM211 125V124H210ZM220 125V124H219ZM218 125V127H219ZM234 125V124H233ZM240 125V124H239ZM16 126V127H15ZM222 126V125H221ZM220 126V127H221ZM44 127V128H45ZM107 127V126H106ZM128 127V126H127ZM209 127V126H208ZM207 127V128H208ZM215 127V125L213 126ZM2 128L5 131L4 133H2ZM27 128V127H26ZM41 128V127H40ZM108 128V127H107ZM132 128V127H131ZM23 129V127H22ZM25 129V128H24ZM209 129V128H208ZM219 129V128H218ZM231 129H233V127L231 126ZM264 129V128H263ZM43 130V127H42ZM134 130V129H133ZM206 130V129H205ZM223 129H220V131ZM243 130V129H242ZM244 130V131H245ZM46 131V129H45ZM239 131V129H238ZM241 131V130H240ZM239 131V132H240ZM116 132V131H115ZM208 132V131H207ZM213 132V131H212ZM232 132H235L234 130H232ZM243 132V131H242ZM264 130L261 131V134L263 135ZM47 133V132H46ZM134 133L136 134V132L134 131ZM139 133V132H138ZM137 133V134H138ZM146 133V132H145ZM201 133V132H200ZM199 133V134H200ZM204 133V131H203ZM254 133V134H255ZM21 134V133H20ZM170 134V133H169ZM224 134V135H225ZM46 135V134H45ZM130 135V134H129ZM201 135V134H200ZM206 135V134H205ZM209 135V134H208ZM234 136L237 134H233ZM241 136V133L239 134ZM244 135V134H243ZM242 135V136H243ZM21 136V135H20ZM128 136V134L126 135V137ZM137 136V135H136ZM144 136V135H143ZM215 136V135H213ZM212 136V137H213ZM223 136V134H222ZM233 136V137H234ZM261 136V135H260ZM120 137V136H119ZM129 137V136H128ZM127 137V139H128ZM131 137V136H130ZM129 137V138H130ZM206 137V136H205ZM236 137V136H235ZM234 137V138H235ZM238 137V136H237ZM236 137V138H237ZM254 137V136H253ZM258 137V135L256 136ZM26 138V137H25ZM147 138V137H146ZM201 138V137H200ZM207 138V137H206ZM209 138V137H208ZM216 138V137H215ZM224 138V137H223ZM252 138V137H251ZM49 139V138H48ZM134 139V138H133ZM202 139V138H201ZM217 140L221 139V138H216ZM226 139V138H225ZM239 139V137H238ZM253 139V138H252ZM259 139V138H258ZM26 140V139H25ZM28 140V139H27ZM42 140V139H41ZM50 140V139H49ZM132 140V138H131ZM137 140V139H136ZM134 140L133 143H136ZM203 140V139H202ZM212 140V139H211ZM215 140V139H214ZM229 140V141H230ZM256 140V139H255ZM21 141V140H20ZM133 141V140H132ZM205 141V140H203ZM221 141V140H219ZM238 141V145L241 143H239V140H236V142ZM249 141V140H248ZM261 141V140H260ZM201 142V141H200ZM222 142V141H221ZM224 142V141H223ZM227 142V141H226ZM233 142V141H232ZM235 142V143H236ZM252 142V141H251ZM255 142V141H254ZM44 143V142H43ZM127 143V142H126ZM130 143V140H129ZM210 143V142H209ZM208 143V144H209ZM215 144H213L214 146L216 145L217 142H214ZM228 143V142H227ZM230 143V142H229ZM24 144V143H23ZM26 144V143H25ZM32 144V143H31ZM131 144V145H132ZM212 144V142H211ZM219 144V143H218ZM221 144V143H220ZM231 144V143H230ZM234 144V143H233ZM237 144V143H236ZM258 144V143H257ZM27 145V144H26ZM37 145V144H36ZM134 145V144H133ZM138 144H136L137 146ZM141 145V144H140ZM224 146V144H222ZM232 145V144H231ZM230 145V147H231ZM20 146H21V142H20ZM44 146V145H43ZM184 146V145H183ZM201 146V145H199ZM218 146V145H217ZM228 146V145H227ZM256 146V145H255ZM258 146V145H257ZM262 146V145H261ZM49 147L51 148V146L49 145ZM134 147V146H133ZM141 147V146H140ZM221 147V146H220ZM226 147V146H225ZM240 147V146H239ZM247 147V146H246ZM259 147V146H258ZM23 148V147H22ZM144 148V147H143ZM201 148V147H200ZM204 148V147H203ZM216 148V147H215ZM224 149V147H221ZM242 148V147H241ZM241 148H236L235 146H232L231 152L232 154H229L230 156H232L231 158V162L232 161H238L240 160V158L242 156L248 155L247 152L243 151L241 152ZM245 148V147H244ZM262 148V147H261ZM25 149V148H24ZM29 149V148H28ZM31 149V148H30ZM156 149V148H155ZM214 149V148H213ZM229 149V151H230ZM240 149V150H239ZM253 149V148H252ZM21 151V149H19ZM43 150V149H42ZM52 150V149H51ZM50 150V151H51ZM137 150H139V148H137ZM141 150V149H140ZM190 150V149H189ZM216 150V149H214ZM218 150V149H217ZM222 150V151H223ZM245 150V149H244ZM262 150V149H261ZM260 150V151H261ZM24 151V150H23ZM148 151V150H147ZM219 151V150H218ZM217 151V152H218ZM227 151V150H226ZM141 152H144L141 150ZM203 152V151H202ZM206 152V150L204 151ZM259 152V151H258ZM263 151H261L259 153V155L254 157L252 156L248 161H246V165L247 168H250L252 170V176L254 178H258L260 179V177L262 176V172L260 173V177L259 174V166L263 167L264 166V154H262ZM22 153V152H21ZM20 153V154H21ZM191 153V152H190ZM227 153V152H226ZM251 153V152H250ZM256 153V152H255ZM264 153V152H263ZM17 154V155H16ZM25 154V153H24ZM216 155V153H214ZM220 154V152H219ZM225 155V152L223 153ZM228 154L227 157H228ZM253 154V152H252ZM142 155V154H139ZM213 155V156H215ZM222 155V154H221ZM50 156V155H49ZM138 156V155H137ZM143 156V155H142ZM189 156V155H188ZM206 156H208L206 154ZM220 156V155H219ZM27 157V156H26ZM34 157V156H33ZM53 157V155H52ZM145 157V156H143ZM224 157V156H223ZM246 157V156H245ZM50 158V157H49ZM139 158V157H138ZM206 158V157H204ZM214 158V157H213ZM244 159V157H242ZM248 157H246L247 159ZM23 159V157H22ZM223 159V158H222ZM225 159H227L225 157ZM229 159V157H228ZM52 160V159H51ZM139 160V159H138ZM141 160V159H140ZM203 160V159H202ZM207 159H205L206 161ZM210 160V159H209ZM19 161V160H18ZM54 161V160H53ZM190 161V160H189ZM204 161V160H203ZM208 161V160H207ZM213 161V160H212ZM230 161V160H228ZM26 162V161H25ZM135 162V161H134ZM178 162V161H177ZM214 162V161H213ZM221 162V161H220ZM229 162L227 165L230 166ZM235 162L233 163L234 165L240 163L238 161V163L235 164ZM242 162V161H241ZM244 162V160H243ZM19 163V162H18ZM51 163V162H50ZM34 164V163H33ZM42 164V163H41ZM223 164V162H222ZM221 164V165H222ZM244 166V163H242ZM25 165V164H24ZM139 165V163H138ZM198 165V164H197ZM220 165L219 169H224L227 167L225 166L224 168ZM16 166V167H17ZM22 166V165H21ZM137 166V165H135ZM171 166V165H170ZM204 166V165H203ZM224 166V165H223ZM242 166V165H241ZM242 166V167H243ZM26 167V166H25ZM235 167V166H234ZM239 167V165H238ZM34 168V167H33ZM218 168V167H217ZM246 168V167H245ZM244 168V169H245ZM246 168V169H247ZM29 165L28 168L23 169L22 173H24V175L26 174L27 177H30L31 175L29 174ZM37 169V168H36ZM53 169V168H52ZM177 169V168H176ZM197 169V168H196ZM219 169H216L219 171ZM225 169V170H226ZM243 169V170H244ZM179 170V169H178ZM186 170V169H185ZM223 170V171H225ZM232 170V169H231ZM237 170V169H236ZM241 170V169H239ZM250 170V171H251ZM261 170V168H260ZM39 171V170H38ZM221 171V170H220ZM219 171V172H220ZM229 171V170H228ZM233 171V170H232ZM247 171H249L247 169ZM249 171V172H250ZM264 171V170H263ZM19 172V171H18ZM32 172V171H31ZM44 172V171H43ZM46 172V171H45ZM48 172V171H47ZM186 172V171H185ZM214 172V171H213ZM217 173V171H215ZM211 173L210 175H208L206 181L199 187V190H201L203 193H205V196L210 195L211 197L213 196V199H215L213 192H215L214 190L217 189L216 187L219 186L220 181L223 179L222 176L220 179V173ZM222 172V171H221ZM226 172V171H225ZM245 172V171H244ZM34 172H32L33 174ZM136 173V172H135ZM139 173V172H138ZM176 173V172H175ZM192 173V172H191ZM199 173V172H198ZM198 173H194V176H197ZM201 173V172H200ZM199 173V174H200ZM240 173V172H239ZM44 174V173H43ZM140 174V173H139ZM223 173H221L222 175ZM226 174V173H225ZM20 175V174H19ZM29 175V176H28ZM34 175V174H33ZM134 175V174H133ZM132 175V176H133ZM227 175V174H226ZM248 175V174H247ZM38 176V175H35ZM199 176V175H198ZM219 176V178H218ZM235 176V175H234ZM249 176V175H248ZM264 176V174H263ZM24 177V176H23ZM40 177H42L40 175ZM137 177V176H136ZM146 177V176H145ZM175 177V176H174ZM191 177V176H190ZM227 177V176H226ZM250 177V176H249ZM253 177L251 179H253ZM34 178V177H32ZM37 178V177H35ZM34 178V179H35ZM179 178V177H178ZM203 178V177H202ZM228 178V177H227ZM230 178V177H229ZM31 179V178H30ZM32 179V180H34ZM39 179V178H38ZM137 179V178H136ZM140 179V178H139ZM138 179V180H139ZM167 179V178H166ZM226 179V178H225ZM235 179V178H234ZM245 179V177L243 178V180ZM249 179V178H248ZM31 180V181H32ZM42 180V179H41ZM172 180V179H171ZM189 180V179H188ZM233 180V178H232ZM230 180V181H232ZM254 180V179H253ZM257 180H255V182L253 183H258ZM262 180V179H261ZM38 181V180H37ZM40 181V180H39ZM135 181V180H134ZM227 181V179H226ZM260 181V180H259ZM42 181L38 182L41 183ZM42 182V183H43ZM200 182V181H199ZM237 182V181H236ZM264 182V177H263V181ZM36 183V182H35ZM179 183V182H178ZM194 183V182H193ZM222 183V182H221ZM232 183V182H231ZM229 184L227 181V184L224 183L222 185H224L221 190H223V192H219L223 194V199L226 201V203L228 204L227 210L226 212H232L234 210L239 211V209H241V207L237 206L239 204V201H241L242 198H240L242 196V192L240 190V188L236 187V185H232ZM234 183V182H233ZM238 183V182H237ZM250 183V182H249ZM248 183V184H249ZM252 183V184H253ZM37 184V183H36ZM127 184V185H126ZM130 184V183H129ZM135 184V183H134ZM138 184V183H137ZM137 184L135 186H137ZM144 184V183H143ZM142 184V185H143ZM149 184V183H148ZM165 184V183H164ZM183 185V183H181ZM201 184V182H200ZM199 184V185H200ZM43 185V184H42ZM198 185V186H199ZM218 185V186H217ZM221 185V184H220ZM239 185V184H238ZM260 185V183H259ZM258 185V188H259ZM141 186V184H140ZM160 186V185H159ZM171 186V185H170ZM248 186V185H247ZM247 186H245L247 188ZM257 186V185H256ZM261 186V185H260ZM34 186H32L33 188ZM142 187V186H141ZM158 187V186H157ZM172 187V186H171ZM242 187V185H241ZM250 187V186H249ZM252 187V186H251ZM263 187V186H262ZM245 188V189H246ZM40 189V188H39ZM145 189V188H143ZM150 189V188H148ZM147 189V190H148ZM152 189V188H151ZM159 189V188H158ZM165 189V188H164ZM254 189V188H251ZM262 189V188H261ZM46 190V189H45ZM157 190V189H156ZM162 190V189H161ZM182 190V189H181ZM218 190V189H217ZM256 190V189H255ZM259 190V189H258ZM263 190V189H262ZM32 191V190H31ZM28 194H30V192ZM137 191V190H136ZM151 191V190H150ZM150 191H147L146 195L150 196L149 199H151L152 201H154V193H149ZM160 191V189H159ZM163 191V190H162ZM160 191V192H162ZM200 191V192H201ZM219 191V190H218ZM216 191V192H218ZM245 191V190H244ZM247 191V190H246ZM252 191V190H251ZM250 191V192H251ZM36 192V191H35ZM135 192V191H134ZM138 192V191H137ZM157 192V191H156ZM169 192V191H168ZM185 192V191H184ZM192 192V191H191ZM264 192V191H262ZM20 193V194H19ZM25 193V194H27ZM124 193V192H123ZM201 193V194H203ZM218 193V194H219ZM248 193V192H247ZM253 193V192H252ZM256 195V191L254 192ZM143 194V193H142ZM169 194V193H168ZM178 194V193H177ZM183 194V193H182ZM249 194V193H248ZM251 194V193H250ZM131 195V194H130ZM137 195V194H136ZM139 195V194H138ZM217 195V194H216ZM245 195H247L245 193ZM261 195V194H260ZM27 197V195H25ZM125 196V195H124ZM145 196V195H144ZM181 196V195H180ZM189 196V195H187ZM201 196V195H200ZM199 196V197H200ZM254 196V195H253ZM264 196V194H263ZM195 197V196H194ZM210 197V200H211ZM28 198V197H27ZM49 198V199H50ZM119 198V197H118ZM124 198V197H123ZM122 198V199H123ZM129 199V197H127ZM163 198V197H162ZM173 198V197H172ZM176 198V197H175ZM220 198V197H219ZM218 198V199H219ZM221 198V199H222ZM244 198H247L246 196ZM143 199V198H142ZM147 199V197H146ZM183 199V198H182ZM259 199V198H258ZM262 199V198H261ZM22 200V199H21ZM26 200V198H25ZM33 200V199H31ZM118 200V199H117ZM121 200V199H120ZM119 200L120 203H123V201L121 202ZM127 200V199H126ZM124 200V202L126 201ZM174 200V199H173ZM199 200V199H198ZM204 200V199H203ZM209 200V198L207 199V201ZM23 201V200H22ZM30 201V199H29ZM67 201V199H66ZM116 201V200H115ZM114 201V202H115ZM132 201L138 202V198L133 197ZM184 201V200H183ZM187 201V200H185ZM202 201V200H201ZM205 201V200H204ZM206 201V202H207ZM257 201V200H256ZM263 201V200H262ZM24 202V201H23ZM38 202V201H36ZM59 202V203H60ZM113 202V203H114ZM117 202V201H116ZM149 202V201H148ZM175 202V201H174ZM193 203L192 201H189ZM224 202V201H223ZM221 202V203H223ZM244 202V200L242 201ZM252 203V201H250ZM18 203H21L20 200ZM17 203V204H18ZM25 203V202H24ZM58 203V204H59ZM62 203V204H63ZM67 203V202H66ZM120 203L117 202V204L120 205ZM130 203V202H129ZM155 203V202H152ZM179 201V205H181ZM187 203V202H185ZM201 205H203L202 203H204L202 201L199 202ZM23 204V203H22ZM55 204V202H54ZM61 204V203H60ZM65 204V203H64ZM115 203V205H117ZM137 204V203H136ZM157 204V203H156ZM199 204V205H200ZM207 204V203H206ZM242 204V203H241ZM240 204V205H241ZM257 204V203H256ZM66 205V204H65ZM72 205V204H70ZM198 205V206H199ZM244 205V204H242ZM15 206V207H14ZM21 206V205H20ZM23 206V205H22ZM29 206V205H28ZM27 206V207H28ZM112 209H110V213L111 212H118V206L114 207V205H112ZM175 206V205H174ZM187 206V205H186ZM206 206L205 204L203 205ZM18 207V206H17ZM69 207V206H68ZM67 207V209H68ZM158 207V206H157ZM189 207V206H188ZM202 207V206H201ZM200 207V208H201ZM221 207V206H220ZM248 207V206H247ZM20 208V207H19ZM22 208V207H21ZM72 208L73 212L74 211L73 207L70 206V209ZM104 208V207H103ZM117 208V209H116ZM150 208H156V207H150ZM149 210L145 213L144 212V217L145 219L148 218V216L150 217V215L152 214V212H155L153 210ZM173 208V207H172ZM199 208V209H200ZM201 208V209H203ZM213 208V207H212ZM224 208V209H225ZM245 208V207H243ZM249 208V207H248ZM88 209V208H87ZM89 209V210H90ZM120 209V208H119ZM189 209V208H188ZM198 209V210H199ZM200 209V210H201ZM216 209V208H215ZM20 210V209H18ZM25 210V209H24ZM71 210V211H72ZM90 210V211H91ZM121 210V209H120ZM134 210V209H133ZM174 211L176 210L173 209ZM172 210V211H173ZM179 210V208H178ZM183 210V208H182ZM187 209H184V211H186ZM196 210V209H195ZM199 210V211H200ZM205 210V209H204ZM201 210V211H204ZM242 210V209H241ZM249 210V209H248ZM255 210V209H254ZM257 210V209H256ZM26 211V210H25ZM67 211V210H66ZM78 211V210H77ZM170 211V210H169ZM180 211V210H179ZM183 211V212H184ZM190 211V210H188ZM187 212L183 213L181 211V213L177 212L178 215L177 220H173V222H177V226L174 228V230L169 231V228L166 232L163 233L164 228L163 227H170L171 229H173V227H171L170 225H172V220L170 219V221H163L160 224V227L157 228V226H155V228H153L154 226H150V224L146 223L148 222L147 220L141 219L140 223L142 222V224L140 225L139 223V227L136 230L137 232H135L136 236L134 238H136V244H137V250H139V248L147 253V255L145 256V258H147L148 256V260H150L151 264H183L182 261H184L186 264H197V254H199L201 251H204L205 254H203V259H202V252H201V260H202V264H235V263H230L229 261V256L232 254V252L234 251L233 249H235L233 246L229 245L228 243L226 244H222L219 247L214 248L213 245L216 244L215 240L216 239L214 236L216 234V229L218 228L217 223L215 221H209V224L211 222V225L209 228L206 229H200L197 230V228L195 229L194 223H197V221H194V219L199 217H195L192 219H187V214H189ZM197 211V213L199 212ZM219 211V210H218ZM252 211V210H251ZM23 214V211H21ZM68 212H70L68 210ZM143 212V211H142ZM176 212V211H175ZM209 212V211H208ZM214 212V211H213ZM241 212V211H240ZM239 212V214H240ZM243 212V211H242ZM241 212V213H242ZM256 212V211H255ZM77 213V212H76ZM104 213V212H103ZM107 213V212H106ZM113 213V214H114ZM172 213V212H171ZM174 213V212H173ZM175 213V215L177 214ZM193 213V212H191ZM190 213V214H191ZM195 213V211H194ZM196 213V214H197ZM202 213V212H201ZM207 213V212H206ZM205 213V214H206ZM224 213V212H223ZM27 214V213H26ZM29 214V213H28ZM73 214V213H71ZM79 214V213H78ZM88 214V213H87ZM87 214H84L85 217L87 216ZM105 214V213H104ZM111 213L110 216H113V218H115L116 220H121L118 216L120 215L119 213H115L118 216H115ZM127 214V213H126ZM25 215V214H24ZM23 215V217H24ZM70 215V214H69ZM157 215V214H156ZM192 215V214H191ZM203 215V214H201ZM221 216V214H219ZM224 215V214H223ZM246 215V214H244ZM32 216V215H31ZM35 216V215H34ZM40 216V214H39ZM66 216V214H65ZM71 216V215H70ZM77 218H81L82 220V216L81 215H74ZM104 216V215H102ZM109 216V217H110ZM115 216V217H114ZM190 217V215H188ZM198 216V214H197ZM211 214L210 216L208 215V217L211 218ZM219 216V217H220ZM226 216V215H225ZM229 216V215H228ZM241 216V214H240ZM247 216V215H246ZM250 216V215H249ZM21 217V215L19 216V218ZM67 217V216H66ZM90 217V216H89ZM97 217V216H95ZM139 217V216H138ZM147 217V218H146ZM173 217V216H172ZM171 217V218H172ZM176 217H174L176 219ZM202 217V216H201ZM218 217V218H219ZM227 217V216H226ZM232 217V216H231ZM29 218V217H28ZM41 218V217H40ZM74 218V217H73ZM203 218V217H202ZM215 218V217H214ZM230 218V217H229ZM228 218V219H229ZM233 218V217H232ZM243 220L246 218L242 217ZM21 219V218H20ZM61 219V218H60ZM71 219V218H70ZM137 219V218H136ZM150 219V218H149ZM157 219V218H156ZM205 219V216H204ZM209 219V218H208ZM223 221H219L220 222V227L221 224L226 223V219L225 217H222ZM227 219V220H228ZM250 219V218H249ZM28 220V219H27ZM36 220V218H35ZM100 220V219H99ZM102 220V219H101ZM111 220V219H110ZM118 220V221H119ZM145 220V221H144ZM200 220V219H199ZM202 220V219H201ZM231 220V219H230ZM247 220V219H246ZM18 221V219H17ZM73 221V220H72ZM77 221V220H76ZM80 221V220H79ZM114 221V220H113ZM132 221V220H131ZM208 221V220H207ZM217 221V220H216ZM232 221V220H231ZM249 221V220H248ZM251 221V220H250ZM94 222V220H93ZM105 222V221H104ZM117 221H114L115 225L117 226V224L121 227V223L122 220L119 224V222L116 224ZM128 222V221H127ZM194 222V223H193ZM216 224H213V223ZM229 222V221H228ZM234 223V221H232ZM232 222L231 225H233ZM253 222V221H252ZM40 223V222H39ZM72 223V222H71ZM157 223V222H156ZM155 223V224H156ZM201 223V222H200ZM204 223V222H203ZM240 223V222H239ZM242 223V220H241ZM247 223V222H246ZM22 224V223H20ZM66 224V223H64ZM89 224V223H88ZM95 224V223H94ZM97 224V223H96ZM135 224V223H133ZM208 225V223H206ZM249 224V223H248ZM75 225V224H74ZM83 225V224H82ZM112 225V224H111ZM206 225V226H207ZM213 225H216V227H213ZM229 225V224H228ZM240 225V224H239ZM238 225V226H239ZM250 225H252L250 223ZM18 227V224L16 225ZM199 226V223H198ZM205 226V225H203ZM225 226H227V224H225ZM244 226V225H243ZM6 229L3 230V229ZM16 227V228H17ZM21 227V226H20ZM40 227V226H39ZM245 227V226H244ZM252 227V226H250ZM135 228V227H134ZM202 228V227H201ZM213 228H216L215 230ZM234 228V227H233ZM236 228V226H235ZM254 228V226H253ZM251 228V229H253ZM24 229V227H23ZM42 229V228H41ZM84 229V228H83ZM89 229V228H88ZM114 229V228H113ZM221 229V228H220ZM238 229V228H237ZM250 229V230H251ZM15 230V228L13 229ZM44 230V229H43ZM58 230V229H57ZM77 230V229H76ZM87 230V229H86ZM90 230V229H89ZM95 230V229H94ZM129 230V229H128ZM224 230V229H223ZM230 230V229H229ZM249 230V231H250ZM256 230V229H255ZM10 233L12 234L13 232ZM16 231V230H15ZM80 231V230H79ZM92 231V230H91ZM109 231V230H108ZM218 231V230H217ZM220 231V230H219ZM240 230H238L239 232ZM244 232V230H241V232ZM252 231V230H251ZM251 231L249 233H251ZM18 232V231H17ZM47 232V231H46ZM50 232V231H49ZM53 232V231H52ZM224 232H227V229L224 230ZM230 232V231H228ZM232 232V231H231ZM255 232V231H254ZM10 233H7L8 236ZM16 233V232H14ZM32 233V232H31ZM82 233V232H81ZM101 233V232H100ZM131 233V232H130ZM215 233V234H214ZM218 233V232H217ZM221 233V231H220ZM218 233V234H220ZM223 233V232H222ZM235 233V232H234ZM28 234V233H27ZM85 234V233H84ZM103 234V233H102ZM216 234V235H218ZM236 234V233H235ZM241 234V233H240ZM253 234V233H252ZM20 235V234H19ZM93 235V234H92ZM108 235V234H107ZM222 235V234H221ZM224 235V234H223ZM222 235V236H223ZM229 235V234H228ZM234 235V234H233ZM232 235V236H233ZM239 235V234H237ZM249 234L247 232H245L244 238L241 240L243 241H239L238 243H240L239 245V249L241 251V253H244L245 255H250L251 256V252H252V248L249 246L248 243V238L247 237ZM14 236V235H13ZM62 236V235H61ZM72 236V235H71ZM79 236V235H78ZM169 236L170 240L168 241H163L165 242L164 245H162V238H165ZM225 236V235H224ZM241 236V235H240ZM18 237V236H17ZM20 237V236H19ZM96 237V236H95ZM100 237V236H99ZM122 237V236H121ZM120 239L124 240V237H122ZM129 237V236H128ZM132 237V235H131ZM182 238V240L179 239ZM238 237V236H237ZM15 238V237H14ZM116 238V237H115ZM133 238V237H132ZM168 238V237H167ZM166 238V239H167ZM214 238V239H213ZM225 238V237H224ZM235 238V236H234ZM58 239V240H57ZM99 239V238H98ZM130 239V238H129ZM165 239V240H166ZM222 239V237H221ZM237 239V238H236ZM122 240L120 241V243H122ZM177 240L179 242H177ZM205 240H207L209 243L207 244L210 247H203L202 246V242H204ZM240 240V239H238ZM262 240V239H261ZM98 241V240H97ZM175 241L177 242L176 244L179 243V245L175 244ZM202 241V242H201ZM89 242V241H88ZM91 242V240H90ZM206 242V241H205ZM221 242V241H219ZM223 242V241H222ZM221 242V243H222ZM237 242V241H236ZM262 242V241H261ZM106 243V242H105ZM77 244V243H76ZM112 244V243H110ZM228 244V245H227ZM233 244H235L233 242ZM237 244V243H236ZM113 245V244H112ZM258 245V244H257ZM74 246V245H73ZM136 246V245H135ZM263 247V246H262ZM259 248V247H258ZM261 248V247H260ZM119 249V248H118ZM122 249V248H121ZM120 250V249H119ZM126 250V249H123ZM136 254L140 251L137 252ZM264 250V249H263ZM130 251V250H128ZM127 251V252H128ZM141 251V252H142ZM256 251V250H255ZM109 252V251H108ZM131 252V251H130ZM261 252V251H260ZM123 253V252H122ZM126 253V251H125ZM129 253V252H128ZM126 253V255L128 254ZM144 253V254H145ZM236 253H238L236 251ZM124 254V253H123ZM132 254V253H130ZM136 255V257L141 255ZM240 254V253H239ZM262 254V253H261ZM264 254V252H263ZM110 255V254H109ZM120 255V254H119ZM234 255V253H233ZM232 256V255H231ZM255 256V254H254ZM253 256V257H254ZM259 256V255H258ZM99 257V256H98ZM143 257V256H142ZM120 260L123 259L122 257H119ZM118 258V259H119ZM144 258V259H145ZM261 258V257H260ZM259 258V259H260ZM136 259V258H135ZM142 259V258H141ZM182 259V261H181ZM235 259V258H233ZM263 259V258H262ZM261 259V260H262ZM99 260V259H98ZM124 260V259H123ZM122 260V261H123ZM147 260V259H145ZM252 260V258H251ZM264 260V259H263ZM128 261V260H126ZM119 262V260L117 261L118 264H135V262L133 263H129V262ZM135 261V260H134ZM137 261V259H136ZM139 258H138V262H139ZM143 261V260H142ZM141 261V263H142ZM235 261V260H234ZM257 261V260H256ZM260 261V260H259ZM137 262V263H138ZM145 262V261H144ZM204 262V263H203ZM253 262V261H252ZM87 263V262H86ZM243 263V262H242ZM248 263V261H247ZM250 263V262H249ZM257 263V262H256ZM100 264V263H99ZM108 264V263H106ZM116 264V263H115ZM200 264V262L198 263ZM251 264V263H250ZM263 264V263H261Z\"/></svg>",
    "mask_w": 264,
    "mask_h": 264
}]
</instances>
